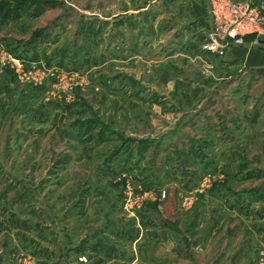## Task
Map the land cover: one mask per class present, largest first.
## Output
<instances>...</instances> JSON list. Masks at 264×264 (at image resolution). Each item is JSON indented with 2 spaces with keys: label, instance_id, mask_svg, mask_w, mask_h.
I'll return each instance as SVG.
<instances>
[{
  "label": "rangeland",
  "instance_id": "obj_1",
  "mask_svg": "<svg viewBox=\"0 0 264 264\" xmlns=\"http://www.w3.org/2000/svg\"><path fill=\"white\" fill-rule=\"evenodd\" d=\"M16 1L0 213L77 247L103 233L125 260L138 240L135 264H264V67L202 49L208 1Z\"/></svg>",
  "mask_w": 264,
  "mask_h": 264
},
{
  "label": "crops",
  "instance_id": "obj_2",
  "mask_svg": "<svg viewBox=\"0 0 264 264\" xmlns=\"http://www.w3.org/2000/svg\"><path fill=\"white\" fill-rule=\"evenodd\" d=\"M203 1L205 2V0ZM204 16L209 32L211 18L208 9ZM229 51V54L239 56L245 61L249 60L250 63L258 59L259 67H264V43L260 48L251 49L247 46H236ZM253 64L256 65V63ZM12 210L14 212L11 213L15 214V209ZM9 212L7 207H3L0 213V264H24L29 261L46 262L45 264H81L78 262V258L81 256L86 258L85 264H135L138 259V252L134 248L138 240L131 244V251L129 248L128 252H130L126 254L129 259L125 260L118 250V246L122 243L111 247L103 233L98 237L83 240V246L77 247V245H81L80 239L73 236L74 234L72 235V228L69 229L67 235H64L59 231L58 222H55L53 230L42 224L34 225V229L38 230L39 227L45 236H33L29 234L33 227L24 221L13 220L14 215L6 216L5 214ZM163 233L166 238L170 237L168 232ZM127 245L129 247V244Z\"/></svg>",
  "mask_w": 264,
  "mask_h": 264
},
{
  "label": "built area",
  "instance_id": "obj_3",
  "mask_svg": "<svg viewBox=\"0 0 264 264\" xmlns=\"http://www.w3.org/2000/svg\"><path fill=\"white\" fill-rule=\"evenodd\" d=\"M211 29L202 49L210 54L222 55L228 46H260L264 37V3L258 0H207ZM81 262H86L84 258Z\"/></svg>",
  "mask_w": 264,
  "mask_h": 264
},
{
  "label": "trees",
  "instance_id": "obj_4",
  "mask_svg": "<svg viewBox=\"0 0 264 264\" xmlns=\"http://www.w3.org/2000/svg\"><path fill=\"white\" fill-rule=\"evenodd\" d=\"M26 3H27V0H17L16 1V4H18L19 6H25L26 5Z\"/></svg>",
  "mask_w": 264,
  "mask_h": 264
}]
</instances>
